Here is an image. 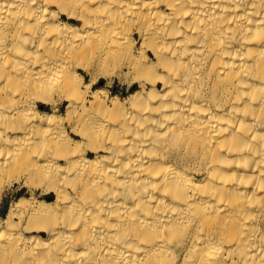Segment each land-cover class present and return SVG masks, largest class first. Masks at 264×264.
<instances>
[{
	"label": "bare ground",
	"instance_id": "1",
	"mask_svg": "<svg viewBox=\"0 0 264 264\" xmlns=\"http://www.w3.org/2000/svg\"><path fill=\"white\" fill-rule=\"evenodd\" d=\"M0 264H264V0H0Z\"/></svg>",
	"mask_w": 264,
	"mask_h": 264
},
{
	"label": "rangeland",
	"instance_id": "2",
	"mask_svg": "<svg viewBox=\"0 0 264 264\" xmlns=\"http://www.w3.org/2000/svg\"><path fill=\"white\" fill-rule=\"evenodd\" d=\"M100 80L102 86L107 85L108 88H111L114 92H124L125 85L121 84L117 79H114V81L110 85H108V81L105 78H101Z\"/></svg>",
	"mask_w": 264,
	"mask_h": 264
}]
</instances>
